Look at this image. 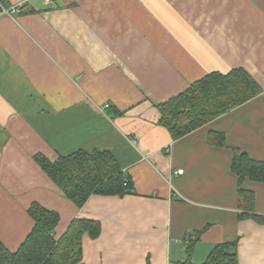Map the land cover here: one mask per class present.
I'll list each match as a JSON object with an SVG mask.
<instances>
[{
    "label": "crops",
    "instance_id": "0c3cea01",
    "mask_svg": "<svg viewBox=\"0 0 264 264\" xmlns=\"http://www.w3.org/2000/svg\"><path fill=\"white\" fill-rule=\"evenodd\" d=\"M20 4L0 17V242L20 248L38 203L59 213L56 238L76 219L100 224L83 264H179L195 239L194 264L234 243L238 264H264V183L232 170L234 150L264 163V0L6 1ZM236 69L263 92L174 140L160 105ZM78 151L112 153L135 193L77 207L35 156Z\"/></svg>",
    "mask_w": 264,
    "mask_h": 264
},
{
    "label": "trees",
    "instance_id": "16d2710c",
    "mask_svg": "<svg viewBox=\"0 0 264 264\" xmlns=\"http://www.w3.org/2000/svg\"><path fill=\"white\" fill-rule=\"evenodd\" d=\"M262 92L259 84L243 69L227 74L214 72L161 104L160 123L177 140L249 102ZM219 144L226 146L224 137ZM35 160L64 195L79 208L93 195L122 197L135 193L131 180L110 152L78 151L61 156L56 161L38 154ZM232 170L238 176L240 186L246 179L264 183V163L254 161L238 150H234ZM254 205V192L240 189L239 208L252 213ZM28 214L35 222L33 230L16 252H11L0 242V264H83V235L88 232L91 238L96 239L101 233L98 222L76 219L60 238H56L59 213L33 203ZM245 216H240V219ZM196 243L197 239L190 242L187 247L188 258L179 264H194L191 256ZM230 247H236V243L218 245L204 264H238L237 253H230Z\"/></svg>",
    "mask_w": 264,
    "mask_h": 264
},
{
    "label": "built area",
    "instance_id": "2783aa9c",
    "mask_svg": "<svg viewBox=\"0 0 264 264\" xmlns=\"http://www.w3.org/2000/svg\"><path fill=\"white\" fill-rule=\"evenodd\" d=\"M6 1L4 0L0 2V17L2 16H9V17H15L18 16L22 12V4L17 6H6ZM48 3H50L52 0H46ZM183 174V170H177L174 175L180 176Z\"/></svg>",
    "mask_w": 264,
    "mask_h": 264
}]
</instances>
